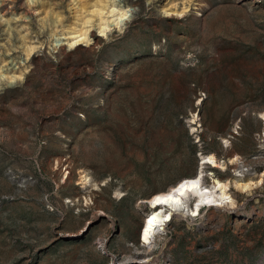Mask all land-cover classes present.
Here are the masks:
<instances>
[{
	"label": "rangeland",
	"instance_id": "1",
	"mask_svg": "<svg viewBox=\"0 0 264 264\" xmlns=\"http://www.w3.org/2000/svg\"><path fill=\"white\" fill-rule=\"evenodd\" d=\"M262 111L264 0H0V264H264ZM211 152L237 205L140 242Z\"/></svg>",
	"mask_w": 264,
	"mask_h": 264
},
{
	"label": "bare ground",
	"instance_id": "2",
	"mask_svg": "<svg viewBox=\"0 0 264 264\" xmlns=\"http://www.w3.org/2000/svg\"><path fill=\"white\" fill-rule=\"evenodd\" d=\"M122 16V15H121ZM196 116L193 114L194 119L192 124L196 125ZM260 118L264 120V112L260 114ZM193 131H196L198 127H192ZM225 145H232V141L224 139ZM240 156H231L229 161L234 164L237 163ZM222 159L219 158L215 153L201 154L200 163L197 172L194 177H188L184 180L179 181L175 185L165 190H160L154 193L149 199L148 204L150 211L142 222L139 239L143 244H150L152 238L167 234L168 227L171 221L179 215L182 211H188L191 217H197L205 209H210L209 216L211 218H219L224 216V211L235 207L238 203V190H233L231 187L232 181L230 179H221L219 177L211 180V183H207L206 165L211 167H221ZM200 167V170H199ZM213 174V173H212ZM262 178L257 180L242 178L234 179V183L237 187L242 190L250 191L260 186L264 181V172L260 175ZM260 179V180H259ZM187 182V183H186ZM83 187L88 185H96L93 183L92 176L85 171H80L79 182ZM193 183L195 186H193ZM207 183V184H206ZM184 186L181 188V186ZM180 191H177V189ZM161 197L163 201L165 197L171 196L167 203H157L156 197ZM237 197V198H235ZM191 203L193 204L192 207ZM183 214V213H182Z\"/></svg>",
	"mask_w": 264,
	"mask_h": 264
},
{
	"label": "snow or ice",
	"instance_id": "3",
	"mask_svg": "<svg viewBox=\"0 0 264 264\" xmlns=\"http://www.w3.org/2000/svg\"><path fill=\"white\" fill-rule=\"evenodd\" d=\"M125 18H126V17H125ZM186 183H187V182H186ZM193 186H195L194 183H193ZM183 187H184V186L182 185L181 188H183ZM177 191H180V189L178 188ZM170 199H172L171 196L165 197L163 201L161 200V197H159V196L156 197V201H157V203H161V202L167 203Z\"/></svg>",
	"mask_w": 264,
	"mask_h": 264
},
{
	"label": "built area",
	"instance_id": "4",
	"mask_svg": "<svg viewBox=\"0 0 264 264\" xmlns=\"http://www.w3.org/2000/svg\"><path fill=\"white\" fill-rule=\"evenodd\" d=\"M208 177V175L207 176H205V178H207Z\"/></svg>",
	"mask_w": 264,
	"mask_h": 264
}]
</instances>
